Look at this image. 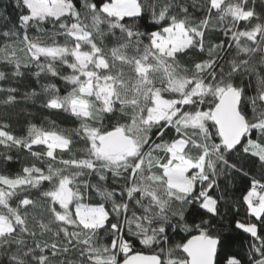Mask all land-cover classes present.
<instances>
[{
  "label": "snow or ice",
  "instance_id": "obj_1",
  "mask_svg": "<svg viewBox=\"0 0 264 264\" xmlns=\"http://www.w3.org/2000/svg\"><path fill=\"white\" fill-rule=\"evenodd\" d=\"M12 3L0 264H264V0Z\"/></svg>",
  "mask_w": 264,
  "mask_h": 264
},
{
  "label": "trees",
  "instance_id": "obj_2",
  "mask_svg": "<svg viewBox=\"0 0 264 264\" xmlns=\"http://www.w3.org/2000/svg\"><path fill=\"white\" fill-rule=\"evenodd\" d=\"M0 9H4L7 11V13L12 14L14 9V4L12 3V0H0ZM45 115H48V113L47 112L37 113L35 122L39 123ZM50 119L56 120L57 123H62L61 120L55 116L50 117ZM62 126H67V125L62 124ZM17 131H19V126H17ZM19 166H20L19 163H15L14 167L9 169V171H15V169L19 168Z\"/></svg>",
  "mask_w": 264,
  "mask_h": 264
}]
</instances>
